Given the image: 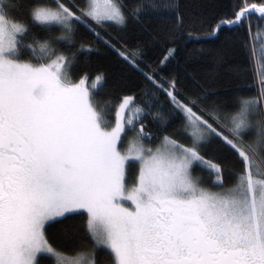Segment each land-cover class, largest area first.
I'll list each match as a JSON object with an SVG mask.
<instances>
[{"label":"snow or ice","instance_id":"1","mask_svg":"<svg viewBox=\"0 0 264 264\" xmlns=\"http://www.w3.org/2000/svg\"><path fill=\"white\" fill-rule=\"evenodd\" d=\"M14 6L15 0H0V264H42V255L51 264H98L100 249L110 253L108 264H264V92L237 100L233 113L204 112L195 101L178 99L175 82L165 89L147 77L186 121L182 133L191 142L164 135L149 146L153 136L142 119L160 113L146 111L133 96L103 106L97 99L103 76L73 82L76 54L58 52L55 44L73 46L77 25L98 35L93 23L179 19L178 6L157 12L152 0H136L130 10L116 0L103 6L84 0L82 8L74 0H28L31 26L57 28L55 42L11 20ZM256 13L264 16V4L245 5L218 28L248 25ZM249 34L248 47L250 27ZM24 48L28 60L20 58ZM125 53L135 66L137 54ZM143 104L150 108L151 101ZM249 130L255 139L246 144ZM212 138L244 165L234 186L199 150ZM131 168L138 171L129 188ZM194 168L208 173L212 188L202 186ZM85 213L90 248L68 252L49 242L46 226Z\"/></svg>","mask_w":264,"mask_h":264},{"label":"trees","instance_id":"2","mask_svg":"<svg viewBox=\"0 0 264 264\" xmlns=\"http://www.w3.org/2000/svg\"><path fill=\"white\" fill-rule=\"evenodd\" d=\"M83 1L74 0L79 7ZM116 2L130 10L136 0ZM152 3L156 5L157 12H169L171 10L166 6L176 4L179 19L175 15L165 19L145 16L133 20L128 17L123 26L114 23L103 28L93 23L98 35L77 25L75 44L69 47L66 42H60L55 47L65 55L76 54L70 70L73 82L87 76L90 84L96 75L103 76L104 84L97 93V99L103 106L118 104L121 98L133 96L135 103L145 107L146 111L160 113L155 119L153 116L142 119L145 131L153 136L149 146H157L164 135L190 145V140L182 133L186 121L173 108L165 92L158 90L147 77H152L165 89L175 82L174 91L179 93L178 99L185 104L195 101L204 112L219 109L220 114L233 113L237 100L255 98L264 92V16L256 13L245 26L218 28V25L234 19V13L245 5L259 6L264 4V0H152ZM8 15L11 20L29 23L31 30L40 38L50 37L55 42V38L61 35L55 27L45 32L31 26L28 0H15V6L8 10ZM81 46L91 51H80ZM121 53L128 54L130 58L131 54H137L135 66ZM30 55V50L24 48L20 58L28 60ZM146 100L151 101L150 108L143 104ZM166 123L170 126L165 127ZM224 134L228 135L227 132ZM204 150L206 159L225 169V183L234 185L236 174L241 173L244 167L237 154L215 138ZM137 171V168L128 171L130 183ZM194 175L202 180L204 186L212 187L208 173L195 168ZM86 219L85 213L63 223L46 226L49 242L68 252L90 248L92 242L85 231ZM109 258L108 250L100 249L98 264H108ZM38 259L42 264H51L50 259L43 255Z\"/></svg>","mask_w":264,"mask_h":264},{"label":"rangeland","instance_id":"3","mask_svg":"<svg viewBox=\"0 0 264 264\" xmlns=\"http://www.w3.org/2000/svg\"><path fill=\"white\" fill-rule=\"evenodd\" d=\"M84 2V1H83ZM101 6H103V0H101ZM80 7L82 8V7H84V4H82V5H80ZM114 24V22H105V24H104V26H109V25H113ZM264 66V65H263ZM87 86V85H86ZM102 89V88H101ZM257 119H259V118H257ZM211 123V122H210ZM253 123L255 124L256 123V120H253ZM186 125V124H185ZM214 127H215V125H213ZM188 131L189 132H191V129H188ZM244 142L246 143V144H251V143H253V141H254V139H255V137H254V135L253 134H251V132H250V130H249V133L248 134H245L244 135ZM211 140V139H210ZM209 140V141H210ZM191 143V142H190ZM208 144V143H207ZM206 144V145H207ZM205 145V146H206ZM205 146H203V147H201L199 150H200V152H201V154L202 155H204L205 153H204V149H205ZM153 147H155V146H153ZM129 170H131V169H129ZM194 170H195V168H194ZM260 170H261V175H264V160H261L260 161ZM197 176V175H196ZM259 178V177H258ZM126 179H127V181H128V186H129V188H131L132 186H133V184L132 183H130V181H129V178H128V175H127V177H126ZM201 180V179H200ZM202 181V180H201ZM202 186H204V184H203V182H202ZM232 186H234V185H232ZM204 187H206V188H212V187H209V186H204ZM212 190H215V189H212ZM128 205H131V201H128V202H126Z\"/></svg>","mask_w":264,"mask_h":264}]
</instances>
